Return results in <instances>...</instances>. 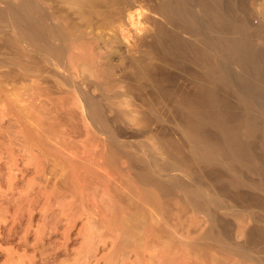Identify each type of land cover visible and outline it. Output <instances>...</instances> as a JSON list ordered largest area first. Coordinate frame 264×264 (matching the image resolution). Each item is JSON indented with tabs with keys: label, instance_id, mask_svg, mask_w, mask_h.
<instances>
[{
	"label": "rangeland",
	"instance_id": "374dc122",
	"mask_svg": "<svg viewBox=\"0 0 264 264\" xmlns=\"http://www.w3.org/2000/svg\"><path fill=\"white\" fill-rule=\"evenodd\" d=\"M161 1L0 0V264L264 263L246 241L264 219V192L234 185L218 163L189 159L178 102L197 93L206 55L156 48ZM237 1L253 17L256 0ZM8 8L65 31L71 47L56 58L19 38ZM144 62L165 70L162 87L140 73ZM84 91L99 101L105 124L86 117ZM25 104L28 112L44 107L36 134V122L33 132L23 125ZM196 189L222 202L213 211L195 204ZM149 194L162 202L158 213L147 209ZM138 213L147 225L127 240L123 231Z\"/></svg>",
	"mask_w": 264,
	"mask_h": 264
},
{
	"label": "bare ground",
	"instance_id": "6f19581e",
	"mask_svg": "<svg viewBox=\"0 0 264 264\" xmlns=\"http://www.w3.org/2000/svg\"><path fill=\"white\" fill-rule=\"evenodd\" d=\"M73 2L78 4V0H73ZM256 3H258V8L254 10V14L257 15L254 21V14L253 17H246L239 12L237 0H162L163 18L154 34L153 43L156 48L166 52L187 49L202 51L206 55L202 62L204 81L199 85L197 93L192 97H184L178 102V108L186 123L191 142L189 159L218 163L229 172L230 181L234 185L247 184L251 188L264 192V0H256ZM8 10L6 12H9V15L6 14L7 18L10 16L11 21L9 22L16 25L15 28L18 29L17 34L15 32L13 34L26 39L32 46L43 47L51 56L56 58L64 52L65 48L71 47L70 42L66 44L68 36L65 31L56 27H53V30H47L32 14L24 13L16 8H8ZM11 23L8 25L10 26ZM50 31L51 33H49ZM82 57L85 60H82L83 65L85 68H89L92 59L86 55ZM140 73L152 75L160 87H162L165 75H167L162 66L153 62H144L140 67ZM41 93L37 92L35 95L40 96ZM80 96H82L83 106H85L86 117H90L91 124L96 125L98 121L105 124L104 111L99 101L95 97L89 96L85 91ZM21 100L23 104L24 99L21 98ZM39 102L42 101L39 100ZM15 104L17 106L16 101ZM27 104L31 105L30 103ZM16 106L14 107L17 112H21L18 111V108L22 105L18 104V108ZM22 107L24 108V104ZM27 107L29 106L26 105ZM32 107L29 112L27 111L28 108L23 109V114L25 111L27 113L20 115L23 116V125L25 124L26 128L30 126L29 132L32 130L38 132L41 131L38 125L42 124L38 122L39 118L37 117L43 113L41 110L44 107ZM44 114L42 116L45 117ZM22 119L20 118L18 121ZM35 122L37 126L34 127ZM31 126L34 127L32 130ZM25 132L27 133V130ZM48 132L51 131L48 130L46 133ZM22 133L20 134L22 135ZM44 133L43 136L46 135ZM31 137L30 139H33ZM30 139L27 135L26 140L29 141ZM210 173H213L211 169ZM250 173H257L258 179L251 180L248 178ZM219 190L221 193H227L230 188L226 183L220 181ZM193 194L197 196L196 203H194L205 204L210 211H213L222 202V198L213 193H203L196 189ZM250 194L255 198L257 197L255 192ZM153 197L152 195L150 198L148 196L149 203L147 198L145 199L147 206L149 205L148 207L145 205V208L147 207L150 212L160 211L163 206L161 205L162 202ZM192 199H190L191 202ZM156 214L153 213L154 216L150 218L156 219ZM139 215H137L138 217H131L132 219L126 216L130 222V229L125 232L122 231L123 235L127 233V236H124L126 239L128 238L127 240L131 238V235H134L132 237L136 239L137 233L136 235L134 233L141 231V224L147 225L145 221H147L148 216L144 213ZM216 219L222 220L223 225H221L222 230H224L227 221L220 218L218 214H216ZM123 222L120 224L122 227H124ZM127 224L128 222L126 226ZM226 228L228 225L225 227L227 232ZM140 231L139 233H141ZM218 236L217 238H219ZM246 241L259 250L254 249V251L257 250L258 253H261L259 257L264 262V219L261 223L258 222L254 225Z\"/></svg>",
	"mask_w": 264,
	"mask_h": 264
}]
</instances>
